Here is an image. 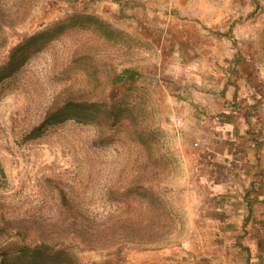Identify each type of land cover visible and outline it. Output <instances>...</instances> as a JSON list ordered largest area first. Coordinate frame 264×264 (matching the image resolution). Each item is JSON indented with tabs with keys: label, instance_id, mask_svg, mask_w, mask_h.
<instances>
[{
	"label": "rangeland",
	"instance_id": "obj_1",
	"mask_svg": "<svg viewBox=\"0 0 264 264\" xmlns=\"http://www.w3.org/2000/svg\"><path fill=\"white\" fill-rule=\"evenodd\" d=\"M75 13L0 81V251L264 264V0H0V66ZM68 100L130 110L43 124Z\"/></svg>",
	"mask_w": 264,
	"mask_h": 264
},
{
	"label": "trees",
	"instance_id": "obj_2",
	"mask_svg": "<svg viewBox=\"0 0 264 264\" xmlns=\"http://www.w3.org/2000/svg\"><path fill=\"white\" fill-rule=\"evenodd\" d=\"M79 18H84V20H92L95 17L75 13L69 16L67 21H60L49 27L48 29L30 34L23 40V42L14 46L8 63L0 66V81L3 78L11 75V73L15 72L20 67L23 61L22 57L23 55H25V52L30 49H39L43 47L54 37L64 32L68 26L72 25V20H76ZM114 109L130 110L128 107L119 105L108 106V104H102L96 101L68 100L62 106H59L54 110L46 113L43 124L59 122L68 118L89 120L93 116H98L99 111L105 110V112H110ZM61 200L63 202H66L67 197L64 195L61 197ZM154 200L157 204L156 206L158 208H162L161 199L155 196ZM156 215L162 217L164 214L160 212L156 213ZM155 235L158 237L161 236V230L157 229ZM10 254L12 256L10 258H13L15 260L17 259V262H22L24 259H31L32 263L35 264L39 262L38 260H42L44 264H79L66 249L57 248L56 246L47 243L28 244L26 242H17L15 244H12L10 248L3 247L0 251V256H3V258H8ZM259 255L260 257L264 258V255L262 253H260Z\"/></svg>",
	"mask_w": 264,
	"mask_h": 264
}]
</instances>
